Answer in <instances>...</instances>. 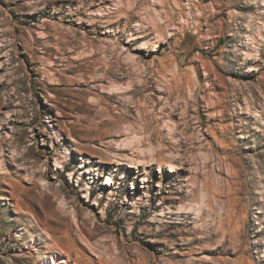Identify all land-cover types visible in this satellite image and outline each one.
Returning <instances> with one entry per match:
<instances>
[{"label": "rangeland", "instance_id": "obj_1", "mask_svg": "<svg viewBox=\"0 0 264 264\" xmlns=\"http://www.w3.org/2000/svg\"><path fill=\"white\" fill-rule=\"evenodd\" d=\"M0 128V264H264V0H0Z\"/></svg>", "mask_w": 264, "mask_h": 264}, {"label": "bare ground", "instance_id": "obj_2", "mask_svg": "<svg viewBox=\"0 0 264 264\" xmlns=\"http://www.w3.org/2000/svg\"><path fill=\"white\" fill-rule=\"evenodd\" d=\"M189 2H192V1H189ZM193 3V2H192ZM191 6V5H190ZM195 7H196V5H194ZM252 59V58H251ZM253 69V68H252ZM251 106H249L248 107V109L249 110H251V108H250ZM260 115V114H259ZM262 115V114H261ZM1 129V128H0ZM128 129H129V127H128ZM127 139V138H126ZM120 160V159H119ZM134 161V160H133ZM123 162V161H122ZM58 163H59V161H58ZM134 166V165H133ZM168 166H171L173 169L171 170V171H175L176 169V166H174L173 164H169ZM171 169V168H170ZM93 171V170H92ZM91 173V172H90ZM111 179H113V177L112 178H110V176H109V179H108V182H112V180ZM107 182V183H108ZM111 193H113V192H111ZM114 194V193H113ZM138 200H141L142 198L141 197H138L137 198ZM34 239H32V241H33ZM34 242H35V240H34ZM29 245V244H28ZM31 245V244H30ZM63 251V250H62ZM59 252V251H58ZM41 256V261H40V264H69V259H67V258H64L63 257V259L61 258L60 259V255H58V254H51V256H50V258H48V256L46 255V254H41L40 255Z\"/></svg>", "mask_w": 264, "mask_h": 264}]
</instances>
